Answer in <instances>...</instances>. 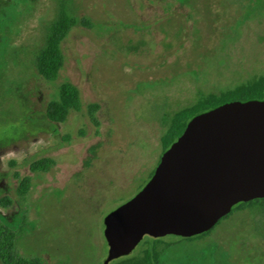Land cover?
I'll use <instances>...</instances> for the list:
<instances>
[{"label":"rangeland","instance_id":"374dc122","mask_svg":"<svg viewBox=\"0 0 264 264\" xmlns=\"http://www.w3.org/2000/svg\"><path fill=\"white\" fill-rule=\"evenodd\" d=\"M61 1L80 23L62 42L64 65L49 82L34 56ZM257 75L264 0H0V199L12 201L0 207V223L15 232L19 253L43 264H103V220L155 171L162 116L199 92ZM64 82L77 87L82 108L53 123L46 108ZM42 158L54 165L32 172ZM257 221L242 212L195 242L166 236L174 243L169 264H264Z\"/></svg>","mask_w":264,"mask_h":264},{"label":"water","instance_id":"95a60500","mask_svg":"<svg viewBox=\"0 0 264 264\" xmlns=\"http://www.w3.org/2000/svg\"><path fill=\"white\" fill-rule=\"evenodd\" d=\"M264 198V100L233 101L194 116L162 154L149 181L103 220V264L144 237L190 238L232 208Z\"/></svg>","mask_w":264,"mask_h":264},{"label":"trees","instance_id":"16d2710c","mask_svg":"<svg viewBox=\"0 0 264 264\" xmlns=\"http://www.w3.org/2000/svg\"><path fill=\"white\" fill-rule=\"evenodd\" d=\"M58 7L56 18L47 26L43 46L34 56V64L37 72L49 82L57 80L64 65V55L61 47L62 42L68 33L80 23L64 1H61ZM81 23L85 24L86 22ZM249 100H264V75L253 76L232 88L218 93L206 94L199 92L196 101L191 105L173 113H165L162 116L161 122L164 130L159 139L161 152L164 153L178 139L187 123L194 116L225 103ZM97 107L96 104L88 107L91 117L97 110ZM81 108L82 103L79 90L70 82H64L58 88L57 99L48 103L46 118L53 123H64L71 111L79 112ZM53 165V160L42 158L32 162L30 169L32 172H47ZM153 173L154 171L151 173L149 179ZM15 175L17 176V174ZM29 187L30 179L28 177L23 178L17 188L18 195L24 197ZM11 204L12 201L7 197L0 199V207L2 208H7ZM242 212H248L258 217L257 222L259 225L257 224V229L261 238L264 240V198L235 205L231 212L223 217L208 232L190 238L176 237L187 242L201 240L208 236L222 221L227 220L236 213ZM163 239L144 237L141 241L144 248L140 250V253L120 257L110 261L109 264H169L168 255L174 243L164 242ZM0 261L2 264H43L37 257L22 256L17 250L15 232L1 223Z\"/></svg>","mask_w":264,"mask_h":264}]
</instances>
